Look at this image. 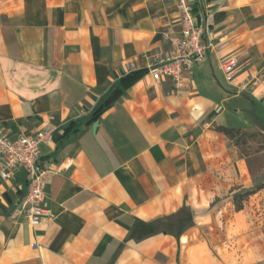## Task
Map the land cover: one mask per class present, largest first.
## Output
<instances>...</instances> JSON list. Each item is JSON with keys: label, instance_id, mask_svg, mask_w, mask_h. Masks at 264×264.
Listing matches in <instances>:
<instances>
[{"label": "crops", "instance_id": "1", "mask_svg": "<svg viewBox=\"0 0 264 264\" xmlns=\"http://www.w3.org/2000/svg\"><path fill=\"white\" fill-rule=\"evenodd\" d=\"M194 3L212 47L175 92L148 73L181 31L175 3L0 0V128L49 131L41 162L59 171L37 226L12 217L23 171L0 180V264H264V216L230 201L247 158L215 130L264 132V0Z\"/></svg>", "mask_w": 264, "mask_h": 264}, {"label": "built area", "instance_id": "2", "mask_svg": "<svg viewBox=\"0 0 264 264\" xmlns=\"http://www.w3.org/2000/svg\"><path fill=\"white\" fill-rule=\"evenodd\" d=\"M173 2L180 13L181 31L168 35L170 51L156 56L148 73L160 85L171 81L175 92L188 86V75L195 65L203 61L212 47L205 36L212 23L209 10L200 21L194 9V0H166ZM236 62L228 59L223 63L229 78L234 75ZM49 131H41L34 137L13 139L0 128V180L7 181L23 171L27 189L21 196L13 218L22 217L30 225L37 226L49 219L47 178L59 171L46 168L41 162L39 145L49 142Z\"/></svg>", "mask_w": 264, "mask_h": 264}, {"label": "rangeland", "instance_id": "3", "mask_svg": "<svg viewBox=\"0 0 264 264\" xmlns=\"http://www.w3.org/2000/svg\"><path fill=\"white\" fill-rule=\"evenodd\" d=\"M241 130L238 140H231L238 152L247 158L251 182L249 185H234L230 189V201L237 210L241 205L242 209H252L257 215L264 216V132L253 127H236ZM238 143V144H237ZM263 186L262 188H260ZM254 194L243 197L248 192ZM238 197V203L235 202Z\"/></svg>", "mask_w": 264, "mask_h": 264}, {"label": "trees", "instance_id": "4", "mask_svg": "<svg viewBox=\"0 0 264 264\" xmlns=\"http://www.w3.org/2000/svg\"><path fill=\"white\" fill-rule=\"evenodd\" d=\"M143 73H144L143 71L132 72V73L128 74L127 76L123 77L119 82V86L114 91V94L122 93L125 89L129 88L131 85H133L136 81H138L141 78ZM107 106H108V102L97 107V109L94 111L90 121L98 118L100 116V114L107 108ZM215 130L221 134H224L225 136H227L231 140H238L237 137L241 134V130L234 128V127L215 126ZM262 187L263 186H261L260 188H262ZM252 194H254L253 191H248L243 195V197H247V196H250ZM237 199H238V197H235V202L238 201ZM239 210H242L241 205L237 206V211H239Z\"/></svg>", "mask_w": 264, "mask_h": 264}]
</instances>
